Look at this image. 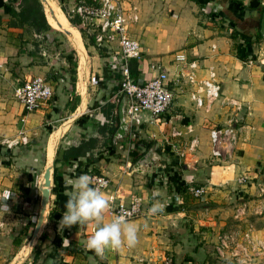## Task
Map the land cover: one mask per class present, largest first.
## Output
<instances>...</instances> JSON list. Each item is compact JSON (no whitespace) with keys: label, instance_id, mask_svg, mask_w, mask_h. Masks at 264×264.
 Wrapping results in <instances>:
<instances>
[{"label":"crops","instance_id":"1","mask_svg":"<svg viewBox=\"0 0 264 264\" xmlns=\"http://www.w3.org/2000/svg\"><path fill=\"white\" fill-rule=\"evenodd\" d=\"M126 1L134 5L138 17L128 28L129 35L140 46V59L135 61V80L151 77L153 72L148 64L158 62L167 71L173 98L161 115L150 118L144 113L138 125H127L125 135L114 137L118 127L114 110L120 101L116 103L117 98L122 96L115 93L121 79L122 63L115 44L96 47L93 43L94 47L87 48L86 54L79 32L76 46L67 34L52 28L63 34L78 55L74 67V72H78L76 78L73 73L71 87L68 82L69 54L56 62L48 61L39 40L33 43L26 40L25 27L8 25L7 1L0 0V145L8 149L13 147L8 163L4 162L0 150V193H13L6 201L10 211H0V263L7 260L12 250L14 235L10 231L15 225L17 212L25 213L36 206V202L15 201L17 193H22L23 199V193L29 189L30 171L36 166V156L40 153L39 141L71 99L75 103L72 104L73 110L68 108V112H74V120L61 126L56 141L58 128L48 134L42 147L43 168L49 163L47 155L53 150L50 147L54 143V157L61 150L77 145L82 136L95 138L96 143L87 152V158L70 157L58 161L57 202H54V195L53 202H50L48 228L41 234L40 247L28 258L27 264H161L165 254L177 257L185 253L184 262L189 264L193 261L191 255L204 254L205 238L211 236L214 241L217 235L224 233L221 225L228 215L241 220L243 215H250L251 203L258 209L264 205V200L252 202L245 199L246 194L264 190V40L253 41L248 56L242 59L236 56L235 49L239 46L240 52H244L240 36L251 35L253 38L264 0H239L242 5L238 0ZM75 2L66 0L67 16ZM90 37V34L86 36ZM211 45H214L213 49ZM176 54H183L186 62H195L197 78L205 77L207 68H211L223 96L250 105V115L239 125V141L232 161L221 164L209 159L208 128L223 123L227 113L216 104L209 112L194 106L189 100V86L175 83L179 70L183 74L189 70L174 60ZM250 55L254 58L250 59ZM5 64L14 65L16 75ZM88 67L100 74L102 87L85 102L81 93ZM7 75L11 77L10 85ZM34 76L48 80L53 95L34 111L25 113L15 98V90ZM79 78L81 82L78 84ZM15 83L21 85L16 88ZM188 124L192 126V132L185 134ZM115 126L110 134L108 130ZM177 130L183 133L182 137L176 136ZM193 138L194 148L183 147L184 143L188 146ZM181 150L183 156H179ZM144 154L146 158L142 166L133 168L135 161ZM149 160L152 162L147 166ZM81 174L107 176L110 186L102 190L106 196L116 186L125 197L141 196V213L129 220L139 227L138 243L134 247L106 250L104 256L99 257L85 247L96 230L95 222L72 227L60 223L66 210L67 193L71 191L67 181ZM241 175L246 180L237 184L236 178ZM192 186H204V195L193 198L188 192ZM157 190L164 194L167 206L164 212L150 215L152 193ZM239 198L249 208L246 213L235 215L229 204ZM236 203L239 202H235V208ZM104 222H109L106 214ZM13 254L8 264L18 252Z\"/></svg>","mask_w":264,"mask_h":264},{"label":"built area","instance_id":"2","mask_svg":"<svg viewBox=\"0 0 264 264\" xmlns=\"http://www.w3.org/2000/svg\"><path fill=\"white\" fill-rule=\"evenodd\" d=\"M125 3L127 6L124 5ZM68 17L77 18L78 24L83 30L82 33L90 34L96 47L115 44L117 52L122 58L121 79L117 92L125 95L123 116L128 126L138 125L141 121L140 117L144 113L148 114L150 118H154L166 111L172 102L173 94L169 87L170 80L167 71L158 62L148 64L149 70L153 72L151 77L133 81L130 76L127 62L140 59L139 43L129 35L128 29L138 18L133 4L126 0H76L69 9ZM211 48L213 49L214 45H211ZM174 60L189 69L185 74L179 70V77L175 83L179 86H189L188 96L194 106L209 112L211 107L216 104L227 113L223 123L213 124L208 128V153L212 162L222 164L232 161L235 158L239 141V125L243 119L250 115V105L247 102L223 96L216 74L211 68H207L205 77L197 78L195 62H186L183 54H176ZM52 95V84L40 76L28 79L15 90V97L25 113L34 111ZM190 132H192V126L188 124L184 133ZM175 133L176 136H183V133L178 130ZM184 146L194 148L195 139H191L188 146L184 143ZM183 155V150H181L179 156ZM90 177L96 186L101 187V190L110 186L107 176L93 174ZM245 180V176H237L236 183L242 184ZM205 189L204 186H192L188 188V192L193 198H200L204 195ZM107 197L112 201L106 212L109 221L113 216L121 214H126L129 220L140 215L143 203L141 196L125 197L116 186L107 194ZM244 209V204H240L235 215L241 214ZM249 228L248 226L243 230L245 232H242L248 244V235L251 232ZM242 233L232 231L217 235L215 252L222 255L229 245L235 246L237 250L246 251L249 245L246 242L244 246L240 245L236 238ZM161 264H171L170 257L163 256Z\"/></svg>","mask_w":264,"mask_h":264},{"label":"rangeland","instance_id":"3","mask_svg":"<svg viewBox=\"0 0 264 264\" xmlns=\"http://www.w3.org/2000/svg\"><path fill=\"white\" fill-rule=\"evenodd\" d=\"M6 6H12L13 1L14 0H6ZM54 3L62 10V12L64 13L65 17H66V25L65 24H61L59 23L54 17L53 19L56 22V25L58 27H60L63 30L68 31L67 36L69 37L70 40H72V42L74 43L73 40V36L72 34H70L69 31L71 30H75L77 32H79L80 38L82 40V44L84 46L85 49V53L88 54V50L87 48H89V50H91V47H94L93 43H90L89 39L86 38V35H84L82 32L83 30L81 29V27L79 26V24H74V25H69V19L70 17L67 16V4H66V0H53ZM263 1V0H260ZM49 10V9H48ZM228 10V9H225ZM50 12V11H49ZM52 16V15H51ZM53 23V22H52ZM60 24V25H59ZM63 25V26H61ZM66 26H70L66 27ZM77 30H76V29ZM26 31V40L31 41L32 43L35 42L34 40H39V42L41 43V48L43 49L44 55L46 57V59L48 61L56 62L60 59H62V57L66 56V55H70V54H74V57L76 59H78V55L76 50L71 47L70 45H68L66 39L64 38L62 33L59 32H53L51 38L55 40L54 42H49L46 43L43 41L42 36L41 35H33V32L27 28H24ZM36 45V43H35ZM85 54V55H86ZM86 59V56H85ZM87 62V61H86ZM55 64V63H54ZM8 65V64H5ZM87 66V63H86ZM77 67V66H76ZM9 70H11L12 74L16 75V67L14 65H8ZM76 71L75 70V78H76ZM96 72V70H94V68H86V76L84 77V90L83 93H81L83 95V97L85 98V102L89 101L90 99L93 98V96L95 95V93L97 92L96 90L101 89L102 85L100 84V74ZM7 82L9 83V85L11 84V77L10 75H7L6 77ZM81 82L80 78L78 79V84ZM20 83V82H19ZM19 85L21 84H17L15 83V87L17 88ZM118 86L117 85V89L115 91L116 95H117V90H118ZM79 89V88H78ZM74 91H75V86H74ZM108 91V90H107ZM110 94V92L108 93ZM108 94L105 96L107 97ZM16 98V97H15ZM17 100V99H16ZM75 101L73 99L70 100V102L68 103V107L64 108V112L61 113V115L59 116V118L57 120H55L54 122H52L49 125V128L47 130H45V134L43 135V139H41V141H39V149L42 148L48 138V134L55 129H59L62 125L67 124L68 122L71 123L72 120H74L73 117V113L68 112V108L70 106H72V104H74ZM41 144V145H40ZM153 148H151L152 150ZM39 155L36 156L37 158V164L36 166H34L33 170L30 171V175H31V179L28 182L29 183V189L28 191H26V193L24 192V196L23 199L21 198V194L22 193H17V201L15 202H36V206L34 208H31L30 210H26L25 213H18L15 216V225H13L10 234L15 235L17 231H20L21 233L18 235V239L20 241L19 245H13L12 244V250L9 253V256H7V260H3L0 264H8L12 255H14L13 253H17L19 254V252L21 251V249L25 248L31 238L32 235V231L34 226L37 223V211H38V202H39V198H40V192L38 189V186L40 184V178H41V173L43 170V154L41 155L40 153H38ZM40 155L42 157V160L40 158ZM55 155V150H54V154ZM260 181V179H259ZM54 199V193H53V183H52V178H51V185H50V199H49V203L47 205V212H46V216H45V221L43 223V226L41 228V231L39 233V235L36 237V239L34 240L33 244L31 245L29 251L26 253L25 256L21 258H19L20 260H15L17 258L14 259V261L11 264H27V260L28 258H30L32 256V253L35 252V250H37L36 248L39 246L40 247V243L39 242V238L41 236V234H43L45 228H48V216L50 214L51 211V203L53 202ZM246 200H250L252 202H258L259 200H264V190L261 191H256L251 193L250 195L246 194ZM259 199V200H258ZM28 200V201H27ZM242 200V198L239 199H233L230 201L231 205L230 209L234 210L233 214L237 213V209L239 208V205L242 203L240 202ZM235 202H239L236 203L238 204L236 206V208L233 206L235 204ZM245 206V209L243 210V214L247 212L249 206L246 205L245 203H243ZM242 205V204H241ZM252 206H250V215H243V218L241 220H237V219H233L230 215H228V217H226V219H224V224L221 225L222 227V231L223 232H238L242 233L244 229H246L248 226L250 227L249 229H251V232L248 235V241L249 244L247 243V241L245 240V238L243 237V232L242 234H239V236H236L237 242L240 243V245H245V242L248 246L246 251H242V250H237V248L235 246L229 245L228 249L222 252V255H219L215 252V241L216 239H214V241H211L213 238L208 237L205 238V242L204 245L205 247L203 248L204 254L202 253V255L196 256V255H191L190 258L193 260L191 262H189V264H264V205H262L263 207H259L255 208L254 204L251 203ZM254 207V208H253ZM235 208V209H234ZM253 208V209H252ZM259 211V213H257V211ZM249 214V213H248ZM248 216V217H247ZM237 220V221H235ZM26 221V222H25ZM27 226V227H26ZM220 230V229H219ZM23 232V233H22ZM21 247V248H20ZM20 248V249H19ZM27 251V247L25 249ZM25 251V252H26ZM234 253H236V255H234ZM18 254L16 257H18ZM186 254V253H185ZM179 255V256H169V255H164V257H170L171 260V264H187V262H184L186 259V255ZM10 257V258H9ZM201 260V261H200Z\"/></svg>","mask_w":264,"mask_h":264},{"label":"clouds","instance_id":"4","mask_svg":"<svg viewBox=\"0 0 264 264\" xmlns=\"http://www.w3.org/2000/svg\"><path fill=\"white\" fill-rule=\"evenodd\" d=\"M67 185L71 191L67 193L65 212L60 221L63 226L72 227L88 222H95L96 230L86 241L85 247L103 257L106 250L119 251L123 246L134 247L138 243L139 227L131 223L126 214L116 215L109 222H104V216L112 201L96 186L92 177L81 174L75 179H69ZM11 191L0 193V211H10L6 201L11 198ZM160 191L152 193L150 215L164 212L167 202Z\"/></svg>","mask_w":264,"mask_h":264},{"label":"trees","instance_id":"5","mask_svg":"<svg viewBox=\"0 0 264 264\" xmlns=\"http://www.w3.org/2000/svg\"><path fill=\"white\" fill-rule=\"evenodd\" d=\"M240 5H242V3L238 0L237 1ZM264 4L261 5L260 11H259V18H260V14H261V10ZM8 15H9V20H8V25L14 26V27H25L29 30H31L33 33L35 34H39L42 36V39L44 42L49 43V42H54L55 40L51 38L53 32H55L50 25L48 24L44 12H43V6H41L39 0H14L12 6L8 7V11H7ZM48 16L49 19L51 20V15L48 12ZM69 23L74 25L78 23L77 18H70ZM258 26H259V20H258ZM258 26L256 28V31L254 34H252L248 37V36H244L241 37L240 39L243 42V47H244V52L241 53L240 52V47L236 46V56L240 59L244 58L245 56H248V50H249V45L253 42V41H258L261 39V36L259 35L258 32ZM88 37V34H85ZM232 38H236V36L234 34H231ZM90 43H93V37L91 36L89 38ZM69 58V65H68V72H69V78H68V82L69 85L71 87H73L74 84V77H73V73H74V67H75V57L74 54H70L68 56ZM254 57L252 55H250V59H253ZM127 66L129 68V72H130V76L132 78L133 81H135L136 79V75H137V64L135 62V60H129L127 62ZM77 98L75 97V100ZM120 99V96L117 98L116 103H118ZM69 110L72 111L73 110V106L69 107ZM114 118L115 121L117 122V110L115 107L114 110ZM116 126L114 128H111L108 130V132L110 134H112L115 130ZM96 143V139L92 138V137H87L84 138L83 136L81 137V139L79 140L78 144L75 146H70L64 150H61L60 152H58V156L56 155L54 157L53 160V164H52V183H53V193L55 195V200L54 202H57V194H56V178H57V164L59 160H66L68 158H87V152L94 146V144ZM13 148V147H12ZM12 148H7L6 146H1L0 145V150L3 153V160L4 162L8 163L9 161V157L11 156V150ZM13 151V150H12ZM40 154H43V149L40 148L39 149ZM40 155V158L42 160V157ZM51 217V213L48 216V219ZM27 227V226H26ZM20 231H17L16 234L13 236L12 238V244L13 245H19L20 241L18 239V235L20 234ZM23 233V232H22ZM201 261V260H200Z\"/></svg>","mask_w":264,"mask_h":264},{"label":"water","instance_id":"6","mask_svg":"<svg viewBox=\"0 0 264 264\" xmlns=\"http://www.w3.org/2000/svg\"><path fill=\"white\" fill-rule=\"evenodd\" d=\"M40 4L41 1L39 0ZM42 6V4H41ZM44 12V11H43ZM50 14L52 15V11H50ZM45 15V14H44ZM46 18V17H45ZM65 33H68V31L64 30ZM258 32L261 38L264 40V5L261 10L260 14V19H259V26H258ZM125 103V95L122 94L120 101L117 106V118H118V127L116 128L114 132V137L115 136H123L125 135V131L127 129V123L124 121V116H123V106ZM54 146V150H55ZM149 153V151H148ZM146 158V155H142L138 160L135 161L133 168L139 169L142 166V161H144ZM54 160V155L52 156L50 163L48 165H44V168L41 173V183L38 186L39 192H40V198H39V203H38V211H37V220H40L47 205L49 202V197H50V185H51V178H52V164ZM46 162V161H45ZM152 160H149L147 162V166L150 165Z\"/></svg>","mask_w":264,"mask_h":264},{"label":"bare ground","instance_id":"7","mask_svg":"<svg viewBox=\"0 0 264 264\" xmlns=\"http://www.w3.org/2000/svg\"><path fill=\"white\" fill-rule=\"evenodd\" d=\"M40 1H41L42 6H43V11H44V14H45L46 20H47L48 24L50 25V27L53 28L54 30H58V31H60V32L65 33L63 29H61L60 27H58V26L56 25V22H55L54 19H52L53 22H54V24H52V23H51V20L49 19V16H48V12H49V11H52V16H51V17H52V18L54 17L59 23H61V24H65V23H66V17H65V15H64V13L62 12V10H61V9H60V8L54 3L53 0H40ZM48 9H49V10H48ZM49 13H50V12H49ZM50 15H51V14H50ZM59 25H60V24H59ZM65 25H66V24H65ZM69 25H71V24L69 23ZM61 26H63V25H61ZM71 26H72V25H71ZM66 27H69V28H70V26H66ZM69 32H70V34H72V36H73V40H74V43H75L76 46H77L78 41H79L78 32L75 31V30H71V31H69ZM65 34H66V33H65ZM71 41H72V40H71ZM81 45H82V44H81ZM83 53H84V52H83ZM62 126H64V125H62ZM61 131H62V127H60V128L57 130V135H56L55 141H56L57 137L59 136V134L61 133ZM52 140H53V139H52ZM53 142H54V141H53ZM52 145H53V144H52ZM54 146H55V143H54ZM54 146H52L53 148L50 147V148L53 149V150H51V151L49 152V154L47 155V160H48L49 163H50V160H51V158H52V156H53V154H54ZM47 153H48V151H47ZM49 163H48V164H49ZM41 181H42V179L40 178V183H41ZM46 212H47V208L45 209V211H44V213H43L41 219L37 221L36 225H35L34 228H33L31 238H30V240H29V242H28V244H27V246H26V247H27V251L25 250L26 247L23 248V249H21V251H20L19 254H18V257H16L17 259H15L16 261H17V260H20L19 258L22 259V257L26 255V253L29 251L31 245L33 244L34 240H35L36 237L39 235V233H40V231H41V228H42V226H43V223H44V221H45ZM25 251H26V252H25ZM13 261H14V260H13ZM13 261H12V262H13Z\"/></svg>","mask_w":264,"mask_h":264}]
</instances>
